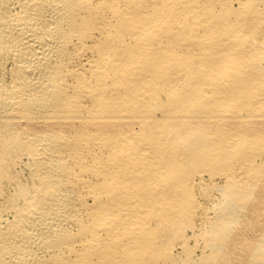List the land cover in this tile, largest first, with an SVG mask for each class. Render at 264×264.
Returning a JSON list of instances; mask_svg holds the SVG:
<instances>
[{"label": "bare ground", "instance_id": "obj_1", "mask_svg": "<svg viewBox=\"0 0 264 264\" xmlns=\"http://www.w3.org/2000/svg\"><path fill=\"white\" fill-rule=\"evenodd\" d=\"M0 264H264V0H0Z\"/></svg>", "mask_w": 264, "mask_h": 264}]
</instances>
